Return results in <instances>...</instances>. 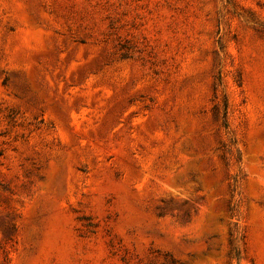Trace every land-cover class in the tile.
<instances>
[{
    "label": "rangeland",
    "instance_id": "rangeland-1",
    "mask_svg": "<svg viewBox=\"0 0 264 264\" xmlns=\"http://www.w3.org/2000/svg\"><path fill=\"white\" fill-rule=\"evenodd\" d=\"M0 257L264 264V0H0Z\"/></svg>",
    "mask_w": 264,
    "mask_h": 264
},
{
    "label": "trees",
    "instance_id": "trees-1",
    "mask_svg": "<svg viewBox=\"0 0 264 264\" xmlns=\"http://www.w3.org/2000/svg\"><path fill=\"white\" fill-rule=\"evenodd\" d=\"M225 106H226V103H225ZM225 118H226V109H224L223 110V112H222V120H223V122H224V125L226 124L225 123ZM6 257H0V264H6Z\"/></svg>",
    "mask_w": 264,
    "mask_h": 264
}]
</instances>
